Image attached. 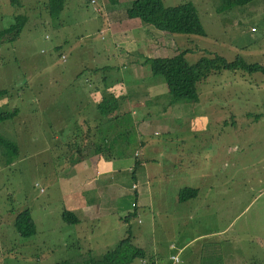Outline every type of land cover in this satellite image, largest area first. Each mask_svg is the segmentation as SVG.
Masks as SVG:
<instances>
[{"label":"rangeland","instance_id":"1","mask_svg":"<svg viewBox=\"0 0 264 264\" xmlns=\"http://www.w3.org/2000/svg\"><path fill=\"white\" fill-rule=\"evenodd\" d=\"M20 1L24 5L0 0V29L16 23L14 11L28 16L0 36V89L8 88L10 106H18L13 119L0 121V132L19 148L11 162L0 149V264H96L129 233L148 260L135 256L127 264H171L170 253L185 242L177 264H264V73H211L198 82L196 100L172 105L166 82L145 61L188 48V62L217 52L264 63V0L223 11L216 10L220 0H190L204 35L139 23L136 38L128 28L99 30L102 22L128 20L132 0H66L57 17L29 4L39 0ZM135 51L143 59L141 75L119 64L123 53ZM122 79H137L147 93L124 97ZM86 90L93 100L101 94L102 104H119L118 116L99 129L102 156L90 155L89 143L87 150L81 146ZM80 149L81 163L97 159L94 179L115 169L135 172L137 184H145L138 216L123 220L134 204L127 188L120 208L77 225L63 219L73 192L89 188L79 170L70 171ZM184 185L196 187L197 196L179 201ZM24 208L35 223L30 236L13 225Z\"/></svg>","mask_w":264,"mask_h":264},{"label":"trees","instance_id":"2","mask_svg":"<svg viewBox=\"0 0 264 264\" xmlns=\"http://www.w3.org/2000/svg\"><path fill=\"white\" fill-rule=\"evenodd\" d=\"M11 4H19V0H9ZM117 0H111L115 3ZM254 0H220L216 10L223 11L235 6H245ZM64 0H46L45 7L51 17H56L63 9ZM128 17H137L144 23H150L154 27L165 32L205 34L200 21L197 8L190 0L175 5H165L163 0H132L126 8ZM16 24H11L0 29V36L9 34L17 29ZM188 48L172 53H165L147 56L146 62L150 65L151 74L159 76L166 82L170 104L185 100H196L198 97V82L211 73H219L224 69H241L247 72L260 71L264 73V63L258 61H246L237 54L232 60L217 52L203 54L196 61L188 62L185 54ZM208 53V51H204ZM8 88L0 89V121L4 122L13 119L18 112V106H10ZM118 115V114H116ZM108 148V147H107ZM0 149L8 155V162L19 150L18 145L10 138L0 132ZM75 156V159L79 158ZM106 154V153H105ZM134 175V173H132ZM135 196L137 191L134 190ZM197 194V188L184 185L180 188L178 199L187 200ZM136 203L133 211L128 212L124 218L135 216ZM66 222L75 223L77 217L73 212L63 209L61 213ZM14 228L22 236H30L35 233V223L30 215L29 209L24 208L17 212L13 222ZM129 231V228H128ZM143 247L134 242V235L130 233L120 238L112 247L105 251L100 259L95 260L96 264H127L135 256L146 258ZM52 264H68L67 260H61Z\"/></svg>","mask_w":264,"mask_h":264},{"label":"crops","instance_id":"3","mask_svg":"<svg viewBox=\"0 0 264 264\" xmlns=\"http://www.w3.org/2000/svg\"><path fill=\"white\" fill-rule=\"evenodd\" d=\"M26 2V0H24ZM45 1L46 0H39L36 1L34 4L33 3H29L32 5H38V6H42V8H45ZM120 0H117L116 2H119ZM66 0H64V4H65ZM27 3V2H26ZM18 6L24 5L23 1L21 2L19 0V4H17ZM64 10V5H63V9ZM15 14L14 16H16V23H11V24H16L18 26V22H24L28 19V16H25L24 14L22 15H18L17 11H14ZM47 14L49 15V13L47 12ZM60 14V12H59ZM59 14L57 16H59ZM50 16V15H49ZM56 16V17H57ZM134 17H128L126 15V17L124 19H128V20H119L118 22L114 20V22H107L104 23L102 22L101 27H100V31L104 32L107 31V29L109 30L112 26L114 28H112V33H123V29L128 28V30H126V33H129V35H133L135 36L134 38H136L139 34L136 33V27L137 25L140 23V25L146 24L144 22H133ZM136 18V17H135ZM127 23L130 24L131 27L128 25L126 27H124L123 23ZM115 23H117L115 25ZM143 23V24H141ZM10 24V25H11ZM104 24V25H103ZM103 25V26H102ZM5 28V27H4ZM148 30V28H146ZM150 31V30H148ZM152 33V32H151ZM139 41V40H138ZM143 63V59L140 58V55L137 51L135 52H131V53H123L122 57L119 58V64L120 66H126V67H131L130 68V73L131 75H134V72H136L135 75H141L144 69H139V66H142ZM135 67V70L133 71L132 68ZM140 71V72H139ZM133 72V74H132ZM126 81H128L126 84L124 83V79H122L121 82H123V86L127 85L128 86V94H125L124 97L128 98V95H133V92L139 93L140 94H146L147 93V89L145 87L140 88L139 85L141 83L137 82V79H133V80H129L126 79ZM86 94H88L87 96L89 97L87 99L86 102V112L83 113L84 117L82 119V124L84 126V140L81 143L82 147L84 149L87 150V145L88 143L90 144V151H88V153L90 155L94 154V155H103V149L105 147V143H101L100 139L101 138H105V136H103V133H101L99 131L101 124L106 122V119L109 118H114L116 114L120 113V110L117 108V106L119 104H117V101L115 100V102L113 103H108V104H102L103 98L101 97V94L99 95V98H94V100L91 97V94L89 93V90L85 91ZM119 92H122L121 89ZM116 96V94H115ZM141 98V96H140ZM129 99V98H128ZM141 100H145L147 104L151 103H155V100L153 99H141ZM138 101V100H137ZM136 101V102H137ZM165 104V103H164ZM163 104V106H164ZM107 106L111 107L110 111H106L107 110ZM118 116V115H116ZM90 133H94V135L92 136ZM78 152V151H77ZM80 156H83L79 159H75L74 156L72 157V167L70 169V171H72L73 174H77V170L80 171V173H82L83 178L86 179V182L88 181V183H86L89 188L88 189H83V190H76L73 193V196L70 197V202L69 204L65 207L67 210L73 212V214L77 217V221L74 224H80L83 221H88L92 218H96L97 214L100 213V211L102 210H107L110 211L112 208H120L118 201H122V194H124V192L126 191L127 188H130L133 190V200L134 203H136V209H135V215L138 216L139 212H138V207L140 205H145L143 199L145 198V196H143L142 194V187L145 185L142 182L138 183L136 182V177H135V172L131 171L132 173H134V175H132V173L129 172H124L121 171L120 169H115V171L110 172V176L109 177H105V178H98V179H94V176L96 173L98 172H94L96 171V164L95 162L97 161V159H92L90 158L86 160V162L81 163V161L85 159L84 155L85 153H82L81 149H80ZM102 154V155H101ZM93 164H95L93 166ZM132 170V169H130ZM94 181V182H93ZM145 181V180H144ZM117 187V189H115V185ZM128 185V186H126ZM121 188V189H120ZM90 190H94V192H96V195H91L90 194ZM134 190L137 191V195L135 196L134 194ZM89 192V194L87 193ZM197 194H198V189H197ZM196 194V196H197ZM195 197V196H194ZM192 198V197H191ZM190 198V199H191ZM132 200V198H131ZM180 201V200H179ZM133 205H131L129 208L130 211H133ZM111 208V209H110ZM131 208V209H130ZM112 211V210H111ZM129 211V212H130ZM123 220H125L124 216H123ZM141 220V219H138ZM137 220L138 224L139 223ZM124 237V236H123ZM187 242H185L181 247L177 248V251H172L169 255V258L171 256V254H178V256L180 257V254L184 251L185 249V245ZM102 256L98 257V259H100ZM154 258V257H152ZM171 259V258H170ZM144 261H147L148 258L146 256V258H143ZM181 257L179 258L178 262H173L171 260V264H177L179 262H181Z\"/></svg>","mask_w":264,"mask_h":264},{"label":"built area","instance_id":"4","mask_svg":"<svg viewBox=\"0 0 264 264\" xmlns=\"http://www.w3.org/2000/svg\"><path fill=\"white\" fill-rule=\"evenodd\" d=\"M92 1H95V0H92ZM47 36V35H46ZM62 58L65 59L66 58V55L64 53L61 54ZM138 222H140V220H138ZM171 260L173 262H178L179 261V256L178 254H171L170 256Z\"/></svg>","mask_w":264,"mask_h":264}]
</instances>
